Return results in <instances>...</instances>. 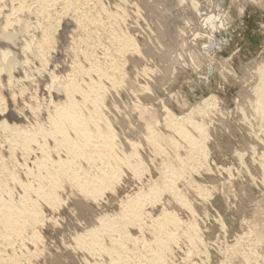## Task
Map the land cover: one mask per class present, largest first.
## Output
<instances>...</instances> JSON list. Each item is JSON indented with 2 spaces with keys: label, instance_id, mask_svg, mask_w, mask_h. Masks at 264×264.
<instances>
[{
  "label": "rangeland",
  "instance_id": "374dc122",
  "mask_svg": "<svg viewBox=\"0 0 264 264\" xmlns=\"http://www.w3.org/2000/svg\"><path fill=\"white\" fill-rule=\"evenodd\" d=\"M182 1L91 0L87 15L98 24L90 26L93 40L89 41L59 6L54 20L58 25L44 59L26 54L21 70L0 82H7L0 85V162L10 165L7 168L14 175L15 179L6 181L14 198L25 192L20 184L28 189L33 185L28 173L35 171L41 154L10 150L3 124L29 129L46 123L48 110L65 102V94L54 91L52 82L61 86L74 77L85 85L76 67L88 69L93 60L108 58L121 65L124 83L116 89L104 84L101 111L115 131L116 156L123 158L135 145L144 169L137 175L121 165L109 188L95 199L64 185L57 192L56 206L37 201L42 222L30 230L34 238L15 239L8 256L15 255L22 264H108L118 256L104 251L112 246L114 252L120 250L125 238L129 249L125 261L159 264L148 247L155 242L151 224L170 214L178 225L168 227L173 241L160 264H264V119L254 108L259 84L256 69L264 65V0H199L201 13ZM213 15L220 18L217 24L222 23L216 30L220 39L213 37L214 43L207 46L203 22L211 23ZM112 30L131 42L123 56L110 42ZM196 34H201L198 41ZM178 35L190 42L185 48L188 66L176 56ZM39 37L35 30L21 36L30 41ZM214 46L216 50H208ZM191 56H199L201 64L193 63ZM164 107L179 119L197 112L190 119L206 130L205 153L194 155L187 142L165 126ZM149 130L166 138L160 141L162 152L147 142ZM184 130L200 145L198 131L187 126ZM165 167L179 172L174 181L177 198L164 190L160 176ZM140 194L145 196L138 226L128 223L130 216L124 210ZM101 219L125 228L110 239L108 234L101 235L95 252L78 247L75 237L99 225Z\"/></svg>",
  "mask_w": 264,
  "mask_h": 264
},
{
  "label": "bare ground",
  "instance_id": "6f19581e",
  "mask_svg": "<svg viewBox=\"0 0 264 264\" xmlns=\"http://www.w3.org/2000/svg\"><path fill=\"white\" fill-rule=\"evenodd\" d=\"M90 1L0 0V82H2L5 76H12L15 71L21 70L19 66L25 63L24 56L26 54L34 58L44 59V56L51 47L52 36L55 34L58 25H56L54 20H56L59 6L66 17L68 16L73 21L75 20L81 27L84 35L86 34V40H93V32L90 26L97 25L98 21H91L87 15ZM180 1L182 0H178V4H180ZM187 1L193 12L197 11V13H201L200 10L204 11L202 6H200L199 0ZM218 19L220 18L216 15L214 19L211 18V23L209 21L207 22L208 24L205 21L203 22V26H206L208 30L206 31L208 37H204L208 40L205 43L207 46L214 43L212 41L213 34L216 33L217 29L222 28V23L217 24L216 22ZM187 21V24L191 23L190 19ZM67 23L71 22L68 21ZM29 30L37 31L40 37L34 41H30L31 39L29 38L23 40L21 36H26ZM198 31L200 32V30ZM115 33L112 30L111 36H109L110 42L120 56H123L131 46V42L127 36H120ZM200 36L201 34H196L194 39L198 41L197 39ZM177 38L179 39L178 44L180 49H178L179 52L176 54L178 56L177 59L184 66H188L187 63L189 61L185 58V48L190 47V42L188 43L184 36L178 35ZM92 43L93 41L90 42V44ZM7 45L11 46L12 49H5ZM106 55L109 56L110 52L107 51ZM191 58L193 63L201 64L199 56H191ZM107 59L103 58L102 61L93 60L88 69L76 67V70H79V76H83L85 85H80L74 77H69L61 86L56 81L52 82L53 85L51 87L54 91L58 93L60 91L65 94V102L61 106H53V108H50L51 110H48L46 123L42 121L45 125L39 123L35 124L32 128L25 129L19 125L20 128L12 125L9 126L7 125L8 123L3 124V130L7 132V137H5L10 145V150L18 149L16 151L29 155L34 150H37L41 155H38L39 158L36 159L35 171H29L28 173L33 185L28 189L26 188V184H20V187L25 192L20 198L15 197L17 200L6 188L7 179H15L13 173L7 168L10 165L6 167L4 163L0 162V264H22V260L20 262L18 258L16 259L15 255L8 256L7 254L8 251H11V253L14 251L15 245H12L15 239H23L27 236L34 238L35 234H33L34 232L31 233L30 230H35L37 223L42 222L36 205L37 201H43L51 207L56 206L58 204L57 192L64 185L73 186L85 198L95 199L96 197H100L103 191L109 188L110 179L119 173L121 165L127 166L128 169H131L137 175L144 170L140 156L135 150V145H132L130 152H124L123 158L115 154V152H118L116 149L118 143L115 141L116 134L104 118L101 107L105 98L104 84H109L110 87L116 89L122 82L124 83V76L123 74L121 75V65L117 61H109ZM108 68L111 69V72H106ZM210 73L212 72L210 71ZM256 76L258 77L259 84L254 90L257 96L254 108L259 116L264 119V65L257 67ZM3 84H7V82L3 81V83H0L1 86ZM75 97H79V101H76ZM40 108L43 109L44 107ZM164 110L167 116L166 120H164L165 126L172 130L179 138L186 141L187 147L191 148L188 149L193 150L194 155L198 156L201 153H205L206 148L203 140L207 135L206 130L194 123V119H190L194 118L197 112L191 111L187 116L188 118L181 117L182 119H179L174 117L169 109H165L164 107ZM19 115L16 116L19 118ZM21 115L23 117V114ZM2 122L4 121L2 120ZM184 126L198 131L200 145L202 146L184 130ZM160 137L158 132L149 130L146 138L147 142L152 144L159 153L162 152L160 141L165 138L161 139ZM199 159L203 158L198 157L197 160ZM83 165H85L86 169ZM182 168V164H180V169ZM165 170L162 173L163 177L160 176L165 185L164 190L177 198L174 181L179 176V172L173 167H165ZM33 195L34 198H32ZM144 196L140 194L135 199L126 203L124 211L128 212V216H130L129 224L140 225L143 206L141 199ZM97 225L92 229H87L88 231L85 234L75 237V243L78 247L95 252L97 249H100L98 246L101 235L108 234L107 237L110 239L113 233L119 230L122 233V230L125 228L119 229L116 222L109 224L103 219ZM177 225L178 222H176L174 215L170 214L164 216L162 219L157 218L152 222L151 230L155 233V242L153 245L148 246L150 251L154 252L151 255L152 259L154 257L160 263L163 262L164 253L168 249L169 243L173 241L171 234L168 232V227H176ZM123 240L124 246H121L120 250L114 252L115 248L112 246L104 251L106 255L116 253L118 256L110 260L108 264H140L138 262L125 261L128 259L124 254L129 249L125 246L126 239L124 238ZM112 242H116L115 245L118 243L117 246L120 245L118 241L112 240ZM152 259L149 260V263L153 261Z\"/></svg>",
  "mask_w": 264,
  "mask_h": 264
},
{
  "label": "water",
  "instance_id": "95a60500",
  "mask_svg": "<svg viewBox=\"0 0 264 264\" xmlns=\"http://www.w3.org/2000/svg\"><path fill=\"white\" fill-rule=\"evenodd\" d=\"M216 34H217V33H214L213 35H214V37H215L216 40H219L220 37H219L218 34H217V35H216ZM215 46H216V45H215ZM215 46H214L213 48H208V50H209V51H211V49L216 50V47H215ZM206 49H207V48H206Z\"/></svg>",
  "mask_w": 264,
  "mask_h": 264
}]
</instances>
